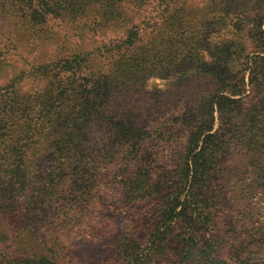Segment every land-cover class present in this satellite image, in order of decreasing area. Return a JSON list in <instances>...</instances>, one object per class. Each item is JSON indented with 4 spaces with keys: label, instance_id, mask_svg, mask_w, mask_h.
<instances>
[{
    "label": "trees",
    "instance_id": "1",
    "mask_svg": "<svg viewBox=\"0 0 264 264\" xmlns=\"http://www.w3.org/2000/svg\"><path fill=\"white\" fill-rule=\"evenodd\" d=\"M249 1L256 15L263 13L248 37L258 41L264 33V0ZM147 2L0 0V264H68L54 247L61 238L54 230L46 243L49 253L15 257L7 248L20 233L40 237L27 230L34 222L30 218L45 230L58 224L68 230L82 218L92 189L112 163L119 167L113 178L123 184L127 202L148 203L150 218L142 237L116 238L105 264H233L222 256L214 225L224 185L235 173L244 174L237 201H251L247 241L258 236L264 241V56L240 54L239 63L250 70L248 84L254 90L262 85L250 107L242 98L245 69L224 67L229 61L219 52L209 71L222 82L218 90L194 112H171L149 128L148 111L123 97L141 94L150 77L180 82L192 74L193 62L207 61L186 17L163 15L154 25L147 21ZM246 15H239L240 33ZM53 20L83 22L78 33L118 30L122 36L48 49L38 40ZM33 36V51L39 53L28 55L24 39ZM155 108L153 114L159 112ZM167 145L181 149L173 167L155 151ZM237 148L245 164L242 172H231L225 158Z\"/></svg>",
    "mask_w": 264,
    "mask_h": 264
},
{
    "label": "rangeland",
    "instance_id": "2",
    "mask_svg": "<svg viewBox=\"0 0 264 264\" xmlns=\"http://www.w3.org/2000/svg\"><path fill=\"white\" fill-rule=\"evenodd\" d=\"M249 2V0H232L229 3H226L225 0H148L145 8L146 16L149 17L147 21L154 25L163 20V15L176 13L187 18L188 31H194L199 45V47L197 45L198 51L200 49L207 63L193 62L188 68L192 74L176 83L160 76L150 77L144 83L141 94H126L123 97V102L136 108L140 106L145 108L148 111L149 119H151L149 128L164 121L166 117H170L171 112L173 115L184 111L187 114L194 112L204 97L218 90L219 83H222L209 73L210 69L215 67L214 61L219 52L228 59L229 64L226 62L224 67L230 70L246 68L239 63L240 54H249L250 57L264 56V33L261 34V39L258 41L248 40L252 24L259 23L258 20L263 16V13L256 15L257 10H253V7L249 5L252 3ZM242 14H247L248 22L246 31L240 33L236 24L240 19L239 15ZM219 18L222 20H220V24H217ZM94 20L95 15L88 18L89 23ZM82 25L81 21L74 23L60 20L50 21L45 27L46 34L43 35V39L38 41L43 40L48 49H56L63 43H72L73 41L76 43L78 41L89 42L94 39L95 41H108L120 39L122 36V32L118 30H109L105 35L100 33L93 35L82 31L78 33V28ZM261 29L264 31V22ZM34 37H32L33 39H24L25 45L23 46L28 55L39 53L38 49L33 51L35 48L33 43L37 39ZM245 41L248 43L249 50L244 48ZM243 72L246 73L247 87L242 98L245 106L250 107L260 97L258 92L262 85L254 90L253 86L248 84L250 70L245 69ZM233 82L235 83V81ZM224 94L226 93L224 92ZM155 105V109L159 112L153 114ZM218 125L219 123L216 121L215 129L218 128ZM185 129L188 127L183 130ZM184 142L183 136L181 143ZM180 150L177 145H167L164 148L155 149L160 154L159 157L162 161L171 167H173ZM225 160L224 166L227 170L232 172L233 168H237V171L242 172L240 169L245 164V159L243 154H240V148L228 155ZM118 169L119 167L115 163L107 166V169L103 171L99 185L92 189L94 195L92 194L93 200L90 205L84 207L86 210L80 212L82 218L76 220L68 230H62L61 224L57 226L54 224L53 228L45 230L42 229V223L30 218L34 222L26 226L27 230L38 231L40 237L36 238L31 234L22 236L20 233L15 244H11L7 248V253L13 254L15 257L19 254L32 252L49 253L50 249L46 243L50 241L54 230L55 236L61 235L54 247L61 251L62 259L68 264H105L112 249L115 248L114 242L118 236L142 237L146 233L150 218L147 210L148 203L134 205L127 202L123 184L117 183L113 178ZM243 178L244 174L238 176L236 173L234 178L228 177L227 183L224 185L223 205L215 213L214 230L223 242L222 256L228 261L233 264H264L263 239L258 236L252 241H247L246 232H248L247 227L250 221L246 215V209L247 206H251V201L249 199L245 203L242 201L239 203L236 199L241 195L239 193L242 188H239L238 194L236 190L240 187ZM217 188L220 189L221 186H217ZM73 228L76 229V232H69Z\"/></svg>",
    "mask_w": 264,
    "mask_h": 264
}]
</instances>
